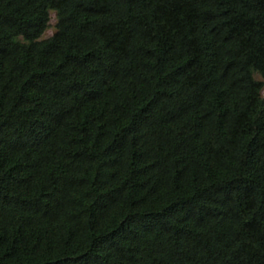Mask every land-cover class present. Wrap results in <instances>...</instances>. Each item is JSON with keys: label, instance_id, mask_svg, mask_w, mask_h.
Listing matches in <instances>:
<instances>
[{"label": "trees", "instance_id": "16d2710c", "mask_svg": "<svg viewBox=\"0 0 264 264\" xmlns=\"http://www.w3.org/2000/svg\"><path fill=\"white\" fill-rule=\"evenodd\" d=\"M0 264H264V0H0Z\"/></svg>", "mask_w": 264, "mask_h": 264}, {"label": "rangeland", "instance_id": "374dc122", "mask_svg": "<svg viewBox=\"0 0 264 264\" xmlns=\"http://www.w3.org/2000/svg\"><path fill=\"white\" fill-rule=\"evenodd\" d=\"M56 22V15L55 13H51L50 15V24H49V27L47 28V30L45 31L44 33V37H48V36H51L53 34V31H54V24ZM20 41H22V38H19Z\"/></svg>", "mask_w": 264, "mask_h": 264}]
</instances>
